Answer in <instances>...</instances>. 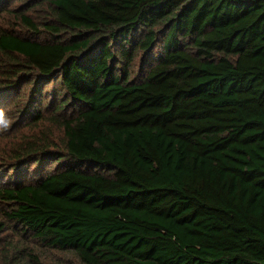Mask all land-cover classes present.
<instances>
[{
  "label": "trees",
  "instance_id": "16d2710c",
  "mask_svg": "<svg viewBox=\"0 0 264 264\" xmlns=\"http://www.w3.org/2000/svg\"><path fill=\"white\" fill-rule=\"evenodd\" d=\"M26 1L0 104L60 135L0 150V264H264V0Z\"/></svg>",
  "mask_w": 264,
  "mask_h": 264
},
{
  "label": "rangeland",
  "instance_id": "374dc122",
  "mask_svg": "<svg viewBox=\"0 0 264 264\" xmlns=\"http://www.w3.org/2000/svg\"><path fill=\"white\" fill-rule=\"evenodd\" d=\"M27 5L28 2L26 0H0V7L2 9L0 10V27L21 33L23 31L22 27L16 26L14 18L8 13V10L11 8L23 9L26 8ZM144 66L145 64H143L141 70L144 69ZM27 93L28 91L25 90L24 96H26ZM7 104L8 102L0 104V150L3 146H6V144L12 148L14 143H22L24 141L23 138H33V135H39L41 133H47L51 138H56L60 135L57 129L44 122L35 125L31 122H25L26 120H21L20 122L14 120L10 115L16 113L17 108L20 109L24 105L20 104L18 107L14 108L10 106L7 107ZM4 113L9 114V116L4 115ZM7 161V159L3 160L0 158V169L3 167L4 163H9ZM32 244L31 242L30 245ZM36 250L40 254V261L42 264H80L76 255L70 252L45 246H38Z\"/></svg>",
  "mask_w": 264,
  "mask_h": 264
}]
</instances>
